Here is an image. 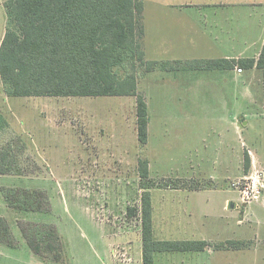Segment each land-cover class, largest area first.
<instances>
[{"label": "rangeland", "instance_id": "374dc122", "mask_svg": "<svg viewBox=\"0 0 264 264\" xmlns=\"http://www.w3.org/2000/svg\"><path fill=\"white\" fill-rule=\"evenodd\" d=\"M6 1L0 0V45L7 27ZM162 1L172 0H144L146 60H205L206 54L173 53L168 45L172 22L166 14L176 12L163 7ZM216 71L221 70L175 68L147 73L139 69L138 92L146 98L150 117L145 147L137 138L135 97L8 99L0 80V109L10 122V128L0 134V148L14 142L23 172L0 175V217L8 222L13 243H0V264H102L109 258L112 264H120L122 255L140 263V214L130 216L129 209L140 212L146 187L155 193V205L161 207L165 198L162 192L175 190L161 186L192 179L199 181L204 190L216 191L189 203L169 194L166 205L171 207L177 200L180 218L188 219L190 209L196 215L191 224L175 230L171 220L163 223L160 213L156 214L155 240L213 244L234 240L250 246L236 251L207 248L202 252L159 254L156 264H264V193L259 200L246 204L235 187L252 173L264 174V156L252 160L248 174L243 164L242 175L234 180L229 176L234 167L210 162L212 155L220 156L222 142L214 133L203 130L205 119L188 123V118L182 117L205 108L223 111L214 93L212 107L203 99L202 80L216 78ZM187 89L189 94L184 91ZM255 107L245 110L249 120L258 112ZM18 146L24 147L23 154ZM246 151L251 157L247 148ZM140 160L149 161L151 181L140 177ZM212 176L217 180L212 181ZM152 182L159 186L152 187ZM3 188L36 191L44 197L46 206L41 212L12 209L4 199ZM228 197L237 203V208L229 209V202L224 210ZM168 212L171 217L172 210ZM236 220H243V224L237 225ZM21 224L27 231L38 225L46 233L52 226L61 248H44L41 256L36 255L23 236Z\"/></svg>", "mask_w": 264, "mask_h": 264}, {"label": "trees", "instance_id": "16d2710c", "mask_svg": "<svg viewBox=\"0 0 264 264\" xmlns=\"http://www.w3.org/2000/svg\"><path fill=\"white\" fill-rule=\"evenodd\" d=\"M7 27L0 45V80L8 99L52 98H136L137 138L142 147L149 141V108L145 96L138 92V71L159 69L233 70L254 67L263 71L264 47L258 61L200 60L175 63L147 61L143 49L144 0H7L4 4ZM10 122L0 109V134ZM14 142L0 148V175H23ZM24 152V147L17 150ZM251 158L245 153V174L251 169ZM139 174L150 179V165L140 160ZM152 187L159 184L152 182ZM164 189L201 191L197 180L176 181ZM9 207L22 212H41L44 197L36 191L3 188ZM43 197V198H42ZM46 206V205H45ZM45 208V207H44ZM140 214L143 264H155L157 253L242 250L244 241L229 240L213 244L207 241H159L154 238L153 207L150 188H144L140 212L129 209V215ZM49 233L40 226L26 230L24 238L31 250L41 256L45 249L61 248L57 231ZM47 237V238H46ZM49 239H51L49 241ZM0 243L12 246L8 222L0 217Z\"/></svg>", "mask_w": 264, "mask_h": 264}, {"label": "crops", "instance_id": "0c3cea01", "mask_svg": "<svg viewBox=\"0 0 264 264\" xmlns=\"http://www.w3.org/2000/svg\"><path fill=\"white\" fill-rule=\"evenodd\" d=\"M162 2L163 7L176 12L166 14L172 22V35L168 45L170 44L172 47L173 53L206 54L208 56L205 60H259L264 47V0H172ZM164 15V9H162L161 16ZM144 19L143 15V21ZM238 69H240L239 66H236L233 70L216 71V78H203L202 80V85L205 87L204 102L207 105L210 103V106L215 103L212 95L214 93L216 102H220L224 106L222 112L205 108L203 111L188 112L182 115V117L188 118V123L192 119H195V122L197 119H205L203 130L206 133H214L217 139L222 142L220 156L212 155L210 162L212 165L234 167L232 173L229 170V176L235 178L234 180L243 173L245 153H248L244 152L245 148L251 154V162L260 160L264 156L261 154V150H264L263 71L254 67L252 69L243 68L239 73ZM212 83H214V87ZM192 88L189 86V89ZM184 91L188 94L190 92L188 89ZM206 94L208 95L207 99ZM255 106L258 108V112L251 118L252 120H249L245 110L254 109ZM218 158H220V163L217 162ZM213 159L214 162H212ZM210 179L217 180L215 176ZM213 191L216 190H168L163 191L162 196L167 198L171 194L173 198H185L189 203L196 202L194 198H200L204 193L211 194ZM154 194L151 191L154 236L156 214L159 216L160 213L163 223L171 220L175 230L183 229L184 224L192 223V216L196 215L195 211L190 209L189 218L186 220L180 218L177 200L171 207H168L165 198H163V205L157 207ZM229 202L230 206L233 204V208L229 207V209L237 208V203H233L228 197L224 201V210L227 209ZM169 209L172 210L170 212L172 218L169 216ZM236 224H243V220H236ZM139 246L140 261H142V235ZM159 254L169 253H157L155 264L156 256ZM109 260L102 264H112Z\"/></svg>", "mask_w": 264, "mask_h": 264}, {"label": "built area", "instance_id": "2783aa9c", "mask_svg": "<svg viewBox=\"0 0 264 264\" xmlns=\"http://www.w3.org/2000/svg\"><path fill=\"white\" fill-rule=\"evenodd\" d=\"M238 72L241 73L242 70L238 69ZM261 172L252 173L251 175L245 177L244 183H236L235 187L240 193V200L243 203L249 204L252 201L259 200L264 193V178ZM120 264H143V261L137 263L132 257H127V255L119 256Z\"/></svg>", "mask_w": 264, "mask_h": 264}, {"label": "water", "instance_id": "95a60500", "mask_svg": "<svg viewBox=\"0 0 264 264\" xmlns=\"http://www.w3.org/2000/svg\"><path fill=\"white\" fill-rule=\"evenodd\" d=\"M230 207L233 208V204Z\"/></svg>", "mask_w": 264, "mask_h": 264}]
</instances>
